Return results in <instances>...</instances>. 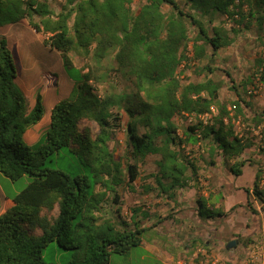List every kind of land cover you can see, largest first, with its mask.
Returning a JSON list of instances; mask_svg holds the SVG:
<instances>
[{"label":"trees","instance_id":"1","mask_svg":"<svg viewBox=\"0 0 264 264\" xmlns=\"http://www.w3.org/2000/svg\"><path fill=\"white\" fill-rule=\"evenodd\" d=\"M182 1L190 10L181 0H146L137 10L132 0H67L55 13L46 0H0V26L29 19L37 31L48 35L47 44L61 52L67 70L75 65L73 51L92 54L96 64L106 69L102 62L111 57L116 70L133 75L134 87L129 93L101 95L94 84L100 76L81 67V78L70 94L53 106L45 136L30 144L24 134L43 116L42 95L37 94L27 113L14 83L17 69L12 51L6 37L0 36V172L12 180L26 174L32 178L0 213V264H55L43 257V249L55 240L74 250L69 264H109L113 252L127 254L142 243L139 228L120 229L97 214L109 194L112 202L120 203L118 188L124 183L125 167L129 181L139 174L138 163L125 165L109 144L122 110L128 115L127 159L160 155L164 175L169 168L182 171V165L199 181L197 167L185 150L201 139L209 138L212 149L220 148L230 160L252 144L235 130L233 118L243 116L242 109L236 102L231 113L220 101L222 83L209 75L213 68L205 60L232 45L241 33L258 28L264 34V0ZM215 13L225 21L214 23ZM193 63L203 64L196 69L199 75L208 73L198 81L183 82L180 71ZM256 65V74L264 81V58H257ZM203 115L209 118L201 119ZM189 116L198 119L187 125L182 136L177 119ZM93 122L99 126L96 134ZM78 143L91 175L45 165L58 149ZM246 161L234 160L230 169L240 175ZM260 176L261 168L253 193L264 201V191L258 188ZM198 214L215 218L227 212L199 200Z\"/></svg>","mask_w":264,"mask_h":264},{"label":"rangeland","instance_id":"2","mask_svg":"<svg viewBox=\"0 0 264 264\" xmlns=\"http://www.w3.org/2000/svg\"><path fill=\"white\" fill-rule=\"evenodd\" d=\"M46 1L55 13L67 2ZM145 1L132 0V7L137 10ZM184 6L190 10V6ZM168 8L169 5L165 4V9ZM213 16L214 23L225 21L217 13ZM40 19V16H34L35 21L39 22ZM227 25L230 27L231 22ZM189 26L194 30V26ZM0 36L6 37L12 51L17 69L14 83L24 97L27 113L34 107L37 94L42 95L43 116L30 125L24 134L25 141L30 144L37 143L45 136L51 126L53 104L69 92V81L75 82L81 78V67L85 71L93 69L94 75L100 76L94 84L101 95L109 92L129 93L134 89L133 75L126 70H116V62L111 57L102 62L108 65L106 69L103 64H96L92 54L73 51L71 56L75 65L67 70L61 52L47 44L48 35L37 31L27 18L1 25ZM259 57L264 58V34L262 30L253 28L236 36L232 45L205 60L213 68L209 75L222 83L220 101L231 113H234L236 102L242 109L243 116L233 118L235 130L238 135L248 137L252 144L232 160L227 159L220 148L212 149L209 138L188 144L185 154L192 157L199 181L189 168L182 165H179L182 171L169 168L164 175L159 167L160 155L157 154L138 155L128 160V115L121 111V119L109 144L115 157L125 165L133 161L138 163L139 174L135 181H129L125 167L124 183L118 188L122 194L120 203L112 202L109 194L102 201L103 206L97 214L101 220L110 219L120 229L139 228L142 243L132 247L127 254L113 252L109 264H245L253 248L264 251V201L253 193L259 168L261 176L258 188L264 191V152L261 150L264 146V81L256 74ZM202 65L193 63L180 71L182 81L201 79L204 73H208L198 74L196 69ZM103 72H106L105 77ZM208 118L209 115L201 117L204 120ZM259 118L261 122L256 121ZM197 119L195 116L179 117V134L184 136L187 125ZM92 129L94 134L99 131L96 122L92 123ZM84 155L85 150L80 143L63 146L46 160L45 165L71 174L91 175ZM234 160H247L240 175L230 169ZM181 163L186 164L183 160ZM31 179L26 174L12 180L0 172V210L5 201L9 207L12 196ZM174 179L178 181L173 183ZM97 189L100 190V186ZM199 200L227 214L202 218L198 214ZM233 240L236 241L235 246L229 247ZM73 254V249L61 246L57 240L43 249L44 259L55 264H69Z\"/></svg>","mask_w":264,"mask_h":264},{"label":"built area","instance_id":"3","mask_svg":"<svg viewBox=\"0 0 264 264\" xmlns=\"http://www.w3.org/2000/svg\"><path fill=\"white\" fill-rule=\"evenodd\" d=\"M264 251H258L256 249H252L249 252L248 258L245 264H264Z\"/></svg>","mask_w":264,"mask_h":264},{"label":"crops","instance_id":"4","mask_svg":"<svg viewBox=\"0 0 264 264\" xmlns=\"http://www.w3.org/2000/svg\"><path fill=\"white\" fill-rule=\"evenodd\" d=\"M69 83H70V88H69V92L65 95V96H63L64 98L65 97H67L69 94H70V91L72 90V87L74 86V83L75 82H72V81H69ZM56 94V93H55ZM62 98H60L59 100H61ZM59 100H57L54 104H53V106L59 101ZM53 106H52V108H53ZM51 111H52V109H51ZM2 206H3V208L0 210L1 212L0 213H2L6 208H8V206H7V202L5 201V202H3L2 203ZM189 248H191V247H189ZM205 249V248H204ZM198 250H201L202 251V249L201 248H198ZM190 253V252H189ZM195 254V253H194ZM182 262V261H181Z\"/></svg>","mask_w":264,"mask_h":264},{"label":"water","instance_id":"5","mask_svg":"<svg viewBox=\"0 0 264 264\" xmlns=\"http://www.w3.org/2000/svg\"><path fill=\"white\" fill-rule=\"evenodd\" d=\"M235 244H236V241L233 240V241H231V242L229 243V247L235 246Z\"/></svg>","mask_w":264,"mask_h":264}]
</instances>
